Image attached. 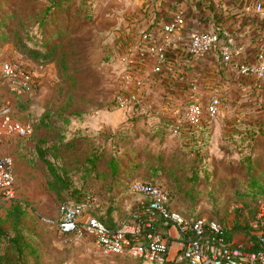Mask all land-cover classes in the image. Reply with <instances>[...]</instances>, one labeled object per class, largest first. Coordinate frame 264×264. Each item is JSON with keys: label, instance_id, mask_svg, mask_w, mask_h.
Listing matches in <instances>:
<instances>
[{"label": "rangeland", "instance_id": "obj_1", "mask_svg": "<svg viewBox=\"0 0 264 264\" xmlns=\"http://www.w3.org/2000/svg\"><path fill=\"white\" fill-rule=\"evenodd\" d=\"M127 5L130 0H0V64L7 58L31 62L36 80L29 94L9 98L14 119L31 123L35 134L14 138L5 149L15 162L16 196L0 202V262L16 261L8 237L13 234L10 214L19 206L25 214L20 231L30 246L28 264L133 263L105 256L89 239L57 231L60 206L73 202L75 191L95 193L106 211L116 201L125 211L132 175L157 180L174 192L181 213H201L235 233L253 218L257 195L264 198V80L245 81L246 95L237 101L220 97L225 118L204 122L209 134L200 129L204 123L193 129L183 125L176 134L177 119L130 116L116 102L123 53L110 22ZM97 10L100 21L87 25ZM59 27H68L69 37L53 40ZM57 41L54 59L44 65L43 51ZM33 51L42 54L41 60ZM54 149L62 156L53 157ZM101 153L103 164L88 169ZM42 154L63 180L54 178ZM91 172L96 179L88 183ZM120 178V191L113 192ZM112 192H119L114 202Z\"/></svg>", "mask_w": 264, "mask_h": 264}, {"label": "built area", "instance_id": "obj_2", "mask_svg": "<svg viewBox=\"0 0 264 264\" xmlns=\"http://www.w3.org/2000/svg\"><path fill=\"white\" fill-rule=\"evenodd\" d=\"M262 10L259 4L258 13ZM184 25L183 16L177 15L165 25L164 38L158 39L143 31L136 43L123 53L122 91L116 101L119 109L132 117L141 112L142 83L137 77V68L148 59L155 60L157 71L166 67L169 37ZM219 42L217 33H198L192 37L189 51L191 55L201 57L210 53ZM220 49L222 63L225 66L233 64L232 43L225 39ZM237 67L242 77L264 80V51L258 52L253 62ZM0 86L10 94L0 102V202H5L16 196L15 162L5 149L14 138L28 140L35 134L31 123L14 119L9 98L23 97L34 89V67L17 59H4L0 64ZM222 107L218 96L205 106L189 102L175 133L183 125L193 129L204 122H216ZM125 189L131 202L114 226L108 227L100 220L102 200L96 194H89L78 203L60 206L59 235L89 239L105 256L133 260L127 264H264V198L258 199L254 219L247 229L238 233L241 239L237 240L236 233L220 221L181 213L174 205L175 197L161 184L139 179ZM172 242L177 243L174 258L170 256Z\"/></svg>", "mask_w": 264, "mask_h": 264}, {"label": "crops", "instance_id": "obj_3", "mask_svg": "<svg viewBox=\"0 0 264 264\" xmlns=\"http://www.w3.org/2000/svg\"><path fill=\"white\" fill-rule=\"evenodd\" d=\"M259 4L263 7L261 13L257 11ZM118 11L119 16L116 17L114 12L110 22L117 30L121 53H126L136 43L141 32L148 31L161 39L166 36L165 25L175 16L181 15L185 20V25L169 37L167 66L157 71L155 60L148 59L137 68L136 74L142 83L141 115L149 113L148 117L159 116L162 120L174 118L179 123L191 101L205 106L216 96L233 102L246 95L245 81L253 79L242 77L237 65L253 62L257 53L264 51V0H130V5ZM203 32L217 33L220 42L210 53L195 57L191 55L189 45L195 34ZM225 39L232 43L235 51L234 63L229 66L222 63L220 56V46ZM227 114L228 119L232 118V111ZM221 118H225L224 113ZM205 124L200 129L206 127L204 132L209 134L211 130L208 132L209 127ZM170 192L175 197L174 205L179 207L177 195ZM113 205L110 222L114 226L124 216V211L117 201ZM107 212L103 206V213ZM249 223L237 231H244ZM171 232L175 233V230L171 229ZM238 233L234 234L237 240L241 239ZM94 248L101 252L95 244ZM176 255L177 243L172 242L170 256Z\"/></svg>", "mask_w": 264, "mask_h": 264}, {"label": "trees", "instance_id": "obj_4", "mask_svg": "<svg viewBox=\"0 0 264 264\" xmlns=\"http://www.w3.org/2000/svg\"><path fill=\"white\" fill-rule=\"evenodd\" d=\"M99 12H100V10H97L94 13V15L92 16L91 21L89 23H87V25H90L91 26V25H93L99 19V14H98ZM52 23H54L56 25L57 24V20H53ZM62 30H64V31H62ZM53 31H54V34H53V38L52 39L53 40L54 39L60 40V39H64V38L69 37V34L68 33L70 32V29L68 27H65V29H60V27H59L58 29H55ZM48 44L49 43H46L47 46H48ZM59 44H60V41H57V43H55L54 45H51L48 48L46 47L45 50L43 51V53L46 54V55H42L39 51H33V52H31V54L33 56H36L37 57V59H35V60H41V58L38 57L41 54L42 55V58H45V60H43V61L41 60V62L44 65L51 64L52 60L55 57V54L57 53ZM25 63L26 64H30V65L33 64L31 62H25ZM8 96H10L9 92L3 86L2 87L0 86V99H4V98H6ZM67 121L69 122L68 119H67ZM67 149H68V145L67 146H64V150L66 151ZM52 155L55 158H59L60 155L62 156V153H61V151L59 149H54ZM41 157L43 158L44 162L47 164V166L50 169V172L52 173V175L54 176V178H56L57 180H63V178L55 171V169L53 168V166L51 165V163L48 162L45 159V156L43 154L41 155ZM104 160H105L104 153H101V154L93 157L89 161V163H88V169L90 167V169H92V171H94L96 168L100 167L101 164H103ZM95 179L96 178L94 177V172H91L90 177L87 178V181L89 183V182H92L93 180L95 181ZM120 179H122V178H120ZM128 180H131V181H129V184H130L134 180H139V178H137V175H132L130 178H128ZM149 182L156 183V184H161L159 181H155V180H151ZM93 183L90 185V187L93 186ZM121 185H122V181H117L116 188L113 190V192L116 191L117 189H118L117 191H119ZM75 192H77V193L75 194V199H74V201L72 203H78V202L82 201L87 195H89V194H95V193H89L87 189L84 190V191H81V192H78V191H75ZM113 194H114V196L113 197H110V200L112 202L114 201V199L116 197V194L115 193H113ZM259 198H260V196H258V195L255 198V210H256V203H257V201H258ZM108 200H109V197H108ZM102 201H103V199H102ZM111 208L114 209V205L111 206ZM113 209L109 210V213L108 212L107 213H103L100 216V220L106 226H108V227H112L113 226L111 224V222H110V214H111V211ZM255 210H254V215H255ZM200 214H196L193 217L194 218L201 217L202 215H200ZM24 215L25 214L21 211V209H20L19 206H16L14 208V213H11L10 214V218L13 221V234H12V237L11 238L8 237V239L10 240L11 246L15 249L16 261L10 260V261H8L9 262L8 264H28V262L26 261V259H27V256H29L28 250L30 249V246L24 240V238L22 237V234H21V231H20V227H19V223L21 222V220L24 217ZM254 215H253V218H251L249 220L250 222H251V220L254 219ZM211 219H214V218H211ZM214 220H217V219H214ZM217 221H219V220H217ZM220 222H222V221H220ZM222 223H224V222H222ZM245 229H246V227H245ZM2 234L3 233L0 230V237H1ZM0 264H6V263L0 262Z\"/></svg>", "mask_w": 264, "mask_h": 264}]
</instances>
